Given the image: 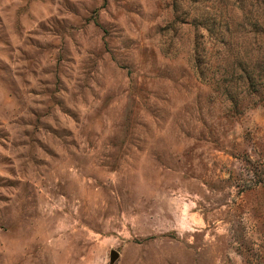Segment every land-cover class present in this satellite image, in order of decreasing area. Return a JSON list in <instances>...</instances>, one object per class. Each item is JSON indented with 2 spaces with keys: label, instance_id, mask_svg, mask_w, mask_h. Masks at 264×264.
<instances>
[{
  "label": "rangeland",
  "instance_id": "1",
  "mask_svg": "<svg viewBox=\"0 0 264 264\" xmlns=\"http://www.w3.org/2000/svg\"><path fill=\"white\" fill-rule=\"evenodd\" d=\"M223 3L0 0V264H264V92L191 62Z\"/></svg>",
  "mask_w": 264,
  "mask_h": 264
},
{
  "label": "trees",
  "instance_id": "2",
  "mask_svg": "<svg viewBox=\"0 0 264 264\" xmlns=\"http://www.w3.org/2000/svg\"><path fill=\"white\" fill-rule=\"evenodd\" d=\"M229 1L238 19L228 16L216 27L204 19L203 32L197 31L193 40L191 62L200 81L213 85L240 105L244 94L264 92V6L259 15L249 16L254 1L224 3ZM181 3L173 0V10L177 11ZM254 4L259 7L256 1Z\"/></svg>",
  "mask_w": 264,
  "mask_h": 264
},
{
  "label": "water",
  "instance_id": "3",
  "mask_svg": "<svg viewBox=\"0 0 264 264\" xmlns=\"http://www.w3.org/2000/svg\"><path fill=\"white\" fill-rule=\"evenodd\" d=\"M118 257V252L114 249H111L109 252V261L113 263Z\"/></svg>",
  "mask_w": 264,
  "mask_h": 264
}]
</instances>
